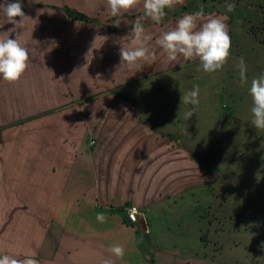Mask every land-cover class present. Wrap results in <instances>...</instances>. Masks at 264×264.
<instances>
[{"label": "crops", "instance_id": "1", "mask_svg": "<svg viewBox=\"0 0 264 264\" xmlns=\"http://www.w3.org/2000/svg\"><path fill=\"white\" fill-rule=\"evenodd\" d=\"M198 9L184 0L166 10L160 24L146 19L153 34L148 46L157 59L132 69L118 63L120 40L143 15L142 6L122 13L118 28L104 0H23L27 17L16 26L0 13V38L20 33L29 66H44L46 57L47 66L56 67L70 96L65 116L80 127L48 214L27 207L26 198L12 211L10 191L0 198V255L32 257L39 264H103L105 258L114 264H206L201 232L188 244L172 242L166 230L214 228L221 182L236 186L249 172L234 174L247 168L252 150L244 132L264 136L249 123L251 101L233 97L222 117L213 98L193 107L175 97L117 94L155 76L163 83L159 78L171 70H189L192 60L169 62L155 39ZM187 111L194 112L189 120ZM130 205L142 212L136 224L126 219ZM97 213L105 219L98 221ZM115 244L125 248L123 258L110 254Z\"/></svg>", "mask_w": 264, "mask_h": 264}, {"label": "rangeland", "instance_id": "2", "mask_svg": "<svg viewBox=\"0 0 264 264\" xmlns=\"http://www.w3.org/2000/svg\"><path fill=\"white\" fill-rule=\"evenodd\" d=\"M191 3L193 7L204 5L211 14L227 16L232 46L224 68L208 74L198 70L199 61L192 60L191 65H186L188 71L180 67L159 78L164 79L163 83L157 82L154 78L159 76H155L122 88L117 94L129 98H180L198 86L199 101L215 99L214 110L217 108L226 117L233 97L251 101L248 85L241 87L238 83L237 58L245 59L249 85L252 78L264 73V0ZM228 3L236 5L234 11L227 12ZM46 59L44 66H28L15 83L0 79V198L10 191L12 211L21 198H26L27 207L44 215L55 199L80 132L78 121L65 116L69 92L56 67L47 66ZM243 138L250 142L252 150L245 160L247 168L235 170L234 174L249 172L236 186L221 182L214 228L166 230L172 242L179 238L188 244L201 232L206 264H264V136L245 131ZM1 203L2 200L0 213L4 214ZM180 229L184 230L182 235ZM198 243L202 244L200 238Z\"/></svg>", "mask_w": 264, "mask_h": 264}, {"label": "clouds", "instance_id": "3", "mask_svg": "<svg viewBox=\"0 0 264 264\" xmlns=\"http://www.w3.org/2000/svg\"><path fill=\"white\" fill-rule=\"evenodd\" d=\"M105 10L111 17L114 27H119L122 13L130 12L142 6L143 15L132 23L130 33L121 38L119 56L120 65H126L132 69L141 62L152 64L156 59V53L151 51L149 43L153 41V34L146 29L144 21L150 20L160 24L167 15L166 10L173 9L184 0H104ZM236 5L228 3L227 12L234 11ZM2 13L8 24L21 25L26 18L23 11V0H4L0 4ZM19 18V19H18ZM227 16L206 14L204 5L192 13L184 14L175 26L161 32L155 39V44L166 54L169 62L196 60L199 61L198 70L213 74L220 71L228 63L231 54V36L226 23ZM130 39L125 46L122 41ZM30 61L29 49L21 44L20 33L14 38H0V79L8 83H15L21 79L26 72ZM238 72L239 86L248 85L247 92L251 97L250 125L258 131H264V73L259 74L250 81L247 76L248 66L243 57H238L235 63ZM200 89L195 86L192 90L180 97L184 105L199 104ZM193 111L185 113V119L193 116ZM105 219L103 213H97V220ZM109 252L116 258H123L125 248L119 244L110 247ZM0 264H39V261L32 257L18 258L13 255H0ZM103 264H114L111 258H105Z\"/></svg>", "mask_w": 264, "mask_h": 264}, {"label": "built area", "instance_id": "4", "mask_svg": "<svg viewBox=\"0 0 264 264\" xmlns=\"http://www.w3.org/2000/svg\"><path fill=\"white\" fill-rule=\"evenodd\" d=\"M141 215V210L135 205H130L126 209V219L130 224H136L139 221Z\"/></svg>", "mask_w": 264, "mask_h": 264}, {"label": "trees", "instance_id": "5", "mask_svg": "<svg viewBox=\"0 0 264 264\" xmlns=\"http://www.w3.org/2000/svg\"><path fill=\"white\" fill-rule=\"evenodd\" d=\"M83 18H85V17H83ZM86 19V18H85Z\"/></svg>", "mask_w": 264, "mask_h": 264}]
</instances>
